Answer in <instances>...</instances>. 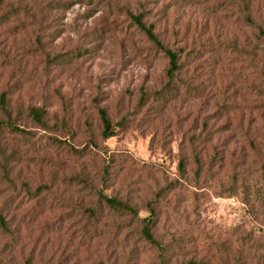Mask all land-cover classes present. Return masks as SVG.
Returning <instances> with one entry per match:
<instances>
[{
  "label": "rangeland",
  "instance_id": "rangeland-1",
  "mask_svg": "<svg viewBox=\"0 0 264 264\" xmlns=\"http://www.w3.org/2000/svg\"><path fill=\"white\" fill-rule=\"evenodd\" d=\"M1 95L0 264H264V0H0Z\"/></svg>",
  "mask_w": 264,
  "mask_h": 264
},
{
  "label": "trees",
  "instance_id": "trees-1",
  "mask_svg": "<svg viewBox=\"0 0 264 264\" xmlns=\"http://www.w3.org/2000/svg\"><path fill=\"white\" fill-rule=\"evenodd\" d=\"M248 7L245 6V9H247ZM246 18H248L246 16ZM132 19L134 20V22L138 25V27L144 31V33L147 35V37L159 48L161 49L166 56L168 57L169 60V68L167 70V74L169 79H172L174 77V73L176 72V70L178 69V55L174 50H171L169 48H167L166 46H164L160 40L157 38V36L154 34L153 30H152V26L151 25H146L142 19L140 15H135L132 16ZM248 20L250 21V19L248 18ZM0 102L2 105H5V98L4 95L0 96ZM32 116L33 118L39 122V123H43L42 120V110L39 109H32L31 110ZM99 115H100V119L103 125V130H102V136L103 138H108L114 135V130L113 127L111 125V122L106 114V111L104 109H100L99 110ZM6 126L9 129L13 130V131H17V132H23L24 130H22V128H20L18 125H16L14 122L11 121L10 118H8L7 121H1L0 120V126ZM105 202L106 204L115 210H119L121 212H125L128 213L130 215H132L133 217L140 219L141 222L143 223L142 225V230H141V234L142 237L145 241H147L148 243L157 246L160 250H163V246L161 245V243L154 237L153 233H152V226H153V219L152 217H144V218H139L138 216V212L136 211V209H134L132 206H130L129 204L122 202L120 200H117L116 198H112V197H107L105 195H101L100 196ZM149 211H153L152 208H149ZM1 220V217H0ZM2 223V222H1Z\"/></svg>",
  "mask_w": 264,
  "mask_h": 264
}]
</instances>
